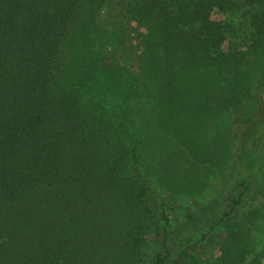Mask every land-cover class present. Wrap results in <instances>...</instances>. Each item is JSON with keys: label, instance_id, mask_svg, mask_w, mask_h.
<instances>
[{"label": "trees", "instance_id": "16d2710c", "mask_svg": "<svg viewBox=\"0 0 264 264\" xmlns=\"http://www.w3.org/2000/svg\"><path fill=\"white\" fill-rule=\"evenodd\" d=\"M112 2L123 19L151 24L147 70L138 76L145 85L185 65H211L212 73L233 66L237 79L244 53H225L223 41L264 39V0H0V264H101L121 251L127 231L139 232L144 212L166 216L172 209L140 168L135 146L132 177L121 178V148L75 98L94 70L110 67L103 57L115 31ZM214 10L231 16L214 19ZM75 43L87 52L83 70L73 61ZM63 82L72 87L61 89ZM174 82L168 93L151 90L148 112L157 96L159 105L173 103ZM257 107L236 126L237 185L263 163L264 131L257 167L240 170L250 128L264 123L261 96Z\"/></svg>", "mask_w": 264, "mask_h": 264}, {"label": "rangeland", "instance_id": "374dc122", "mask_svg": "<svg viewBox=\"0 0 264 264\" xmlns=\"http://www.w3.org/2000/svg\"><path fill=\"white\" fill-rule=\"evenodd\" d=\"M112 3L115 31L103 57L110 67L94 70L93 79L75 98L84 112L106 124L111 140L121 148V178L132 177L131 148L135 146L140 168L172 209L166 216L154 210L144 212L139 232L127 231V242L104 259L106 264H155L163 257L162 264H264V151L258 172L246 173L242 185L233 183L237 123L258 114V99H264V39L223 41L225 53L236 49L244 53L237 79L230 77L233 66L224 65L212 73L211 65H178L173 74L157 76L145 85L138 76L147 70L144 49L151 24L123 19L117 3ZM229 16V12H212L218 20ZM93 21L101 22L94 16ZM148 41L153 38L148 36ZM73 47L77 50L73 61L83 70L89 66L87 52L77 43ZM131 72L137 79L132 80ZM170 78H175L173 103L159 105L155 96L157 105L148 112L150 93H157V85L168 93ZM195 80L200 83L194 84ZM71 87L65 82L60 85L64 90ZM249 131L240 170L244 164L257 167L255 146L264 123Z\"/></svg>", "mask_w": 264, "mask_h": 264}]
</instances>
